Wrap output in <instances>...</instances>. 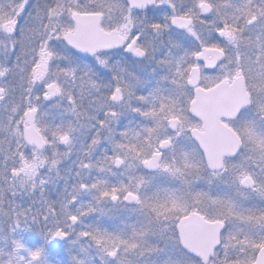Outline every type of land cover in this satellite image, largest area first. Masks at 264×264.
<instances>
[{
	"label": "snow or ice",
	"instance_id": "obj_1",
	"mask_svg": "<svg viewBox=\"0 0 264 264\" xmlns=\"http://www.w3.org/2000/svg\"><path fill=\"white\" fill-rule=\"evenodd\" d=\"M0 264H264V0H0Z\"/></svg>",
	"mask_w": 264,
	"mask_h": 264
}]
</instances>
